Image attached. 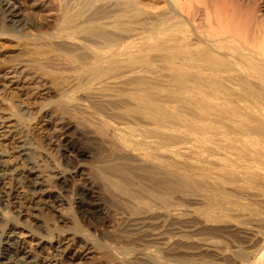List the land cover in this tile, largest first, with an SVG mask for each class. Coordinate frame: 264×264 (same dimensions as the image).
I'll list each match as a JSON object with an SVG mask.
<instances>
[{
  "label": "bare ground",
  "instance_id": "obj_1",
  "mask_svg": "<svg viewBox=\"0 0 264 264\" xmlns=\"http://www.w3.org/2000/svg\"><path fill=\"white\" fill-rule=\"evenodd\" d=\"M24 1L28 13L20 0H0V36L15 40L26 56L0 78L34 85L38 76L47 79L57 95L51 102L52 132L65 135L78 128L95 156L102 157L91 172L101 180L104 195L89 199L88 189L81 187L74 201L79 218H98L104 208L121 204L117 214L125 228L119 233L135 234L131 242L144 247L149 264H171L183 255L178 241L194 240V228L181 220L190 211L176 206L148 217L141 210L151 205L149 194L156 192L162 203L169 188L188 185L190 174L200 169L198 152L181 145L207 127L237 125L227 117L233 115L258 136L261 164L262 222L238 258L264 264V52L253 50L256 34L245 28L253 18L250 7L240 12V0H204V26L198 27L192 0H163L167 7L158 11L149 9L156 0ZM30 14H38L41 22L30 20ZM219 96L228 106H216ZM25 144L20 140L15 150L22 160L29 155ZM65 145V163L84 174L81 162L88 151L70 139ZM6 170L0 162V175ZM26 171L31 194L43 195L37 170L29 166ZM6 197L3 209L15 199ZM10 233H0V264L32 262ZM50 246L55 254L49 264L59 253ZM186 249L185 255L195 253L194 246Z\"/></svg>",
  "mask_w": 264,
  "mask_h": 264
},
{
  "label": "rangeland",
  "instance_id": "obj_2",
  "mask_svg": "<svg viewBox=\"0 0 264 264\" xmlns=\"http://www.w3.org/2000/svg\"><path fill=\"white\" fill-rule=\"evenodd\" d=\"M203 1H191L197 11L194 24L198 27L204 26ZM20 2L28 13V2ZM239 4L240 12L250 7L253 18L245 28L248 33L256 34L253 50L262 55L264 0H240ZM166 7L163 0L149 4L151 11ZM29 18L41 22L38 14H30ZM25 57L15 40L0 36V76ZM9 77L0 78V162L7 169L0 175V212L3 214L0 233L10 235L14 231L12 241L32 258L27 264H49L55 254L50 245L59 251L56 261L51 264H149L144 247L131 242L135 234L119 233L125 228L124 219L117 214L121 204L117 209L111 205L104 208L98 218H79L74 201L81 187L88 189L89 199L95 195L102 199L104 195L101 180L93 178L91 172L97 157L98 160L102 157L95 156L78 128L67 131L66 136L52 132L50 122L55 118V112L51 102L57 95L48 80L38 76L35 80L38 85H34L31 81L19 82ZM213 102L218 107L228 106L223 96ZM227 117L238 124L216 126L215 129L207 127L202 135H192L189 142L181 145L182 150L198 152L195 165L200 169L190 174L188 185L169 188L162 203L158 194L152 192L148 195L151 205L141 210L148 217L176 206L191 212L181 220L194 228L195 234L191 235L194 240L178 241L177 247L183 255L171 264H247L251 261L248 257L242 260L238 255L246 251L249 244L246 241L253 239V232H259L262 222L261 164L257 158L260 143L256 134L241 125L240 118ZM22 139L29 150L26 160L15 152ZM67 139L78 149L88 151L89 157L81 162L86 168L82 175L75 172L72 164L65 163L64 157L69 156L65 145ZM203 148L211 152L203 151ZM29 166H34L38 172V190L43 195H32L26 186L24 176H28ZM8 194L15 199L11 204L4 203L3 209L1 200ZM189 245L195 247L193 255H185ZM134 247L139 251H133Z\"/></svg>",
  "mask_w": 264,
  "mask_h": 264
}]
</instances>
